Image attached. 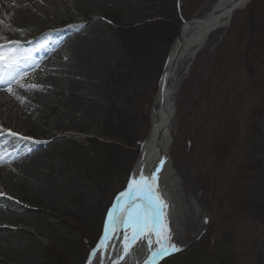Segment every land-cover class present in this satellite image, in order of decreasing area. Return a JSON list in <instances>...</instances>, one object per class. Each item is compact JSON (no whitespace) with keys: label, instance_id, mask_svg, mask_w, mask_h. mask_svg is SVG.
I'll use <instances>...</instances> for the list:
<instances>
[{"label":"rangeland","instance_id":"obj_1","mask_svg":"<svg viewBox=\"0 0 264 264\" xmlns=\"http://www.w3.org/2000/svg\"><path fill=\"white\" fill-rule=\"evenodd\" d=\"M64 1L65 4L54 1L57 19L61 22L41 35L50 33L59 37L78 24L65 20L68 14L76 12L73 0ZM161 1L109 0L99 9L91 8L84 13L79 23L90 24L99 32L107 49L106 58L88 79L92 86L85 85L87 97L69 98L74 108L71 127L64 134V142L53 145L48 151L50 169L37 179L32 189L17 183V193L23 198L22 207L29 213L25 221L32 226L34 234L21 240L22 250L10 251L1 245L0 264H41L49 243L75 236L55 218L57 213L73 211L72 200L77 199L98 221L102 204L108 203L115 194L113 205L126 189L150 133L151 113L161 77L158 82L154 78L149 83L135 77L129 83V67L123 62L125 54L109 20L120 12L146 13ZM219 1L176 0L181 26L207 15ZM248 4L234 13L223 33L210 37L193 61L180 67L169 147V159L186 207V217L182 218L183 226L178 231L180 251L205 236L211 240V253L217 255L226 241L232 251L228 260L231 264H264V200H257L258 207L250 199L247 201L249 182L255 179L251 168L258 170L259 167L264 180V0L254 2L255 21L252 14L253 26L249 28L254 35L250 38L247 37L249 31L244 32L251 15ZM47 8L53 12L49 4ZM249 45L246 58L244 53ZM62 46L60 42L54 48ZM52 66L65 68L59 61ZM111 77L113 85L108 84ZM28 79L23 78L21 83L26 85ZM50 101L55 104L57 100L51 96ZM113 105L138 125L135 145L139 152L134 164L129 156L128 173L100 185L87 171L83 157L72 150V144L84 143L89 137L87 134L96 129ZM32 128L35 132L39 130L38 120L33 122Z\"/></svg>","mask_w":264,"mask_h":264},{"label":"bare ground","instance_id":"obj_2","mask_svg":"<svg viewBox=\"0 0 264 264\" xmlns=\"http://www.w3.org/2000/svg\"><path fill=\"white\" fill-rule=\"evenodd\" d=\"M54 1L65 4L64 0H0V246L10 251L22 250L21 240L34 234L32 226L25 221L29 213L22 207L23 198L17 193V183L32 189L37 179L50 169L52 163L47 153L53 145L64 142V134L71 127L74 108L69 98L87 97L86 90L92 86L88 79L92 78L94 68L107 55L99 32L90 24L82 26L79 22L86 11L99 9L109 0H73L76 14H68L65 20L78 24L59 37L50 33L41 35L61 22L57 19ZM233 1L217 2L212 9L217 12L216 16L182 27L181 38L176 39L168 55L159 83L151 113L148 144L141 151L142 157L139 154L128 182L138 179L141 172L146 177L154 172V188L167 205L162 209L166 215L161 217V221L166 223L178 247L181 245L178 231L182 229L186 207L169 156L155 170L159 150L165 152L172 137L170 129L162 134L161 143L157 146L156 136L167 122L159 101L164 95L166 109L170 112L168 101L178 91L182 64L193 61L212 35L223 33L234 13L243 10L248 0H241V5L235 9H232ZM47 4L52 7V13L48 11ZM60 42L63 46L54 48ZM55 61L64 63L65 68L53 67ZM27 77L28 83L22 84L21 80ZM51 96L57 100L55 104L51 103ZM35 120L40 124L36 132L32 128ZM9 132L17 135H8ZM127 188L128 185L124 191ZM117 197L109 211L116 204ZM126 200L123 198L124 202ZM106 225L111 227L108 216L102 235L92 250L96 255L91 253L86 264H142L149 255L147 240L136 241L131 247L134 255L125 256L123 247L125 237H131L130 229L122 227L109 231L105 239ZM101 241H104V247H101ZM121 256L124 258L120 259Z\"/></svg>","mask_w":264,"mask_h":264},{"label":"trees","instance_id":"obj_3","mask_svg":"<svg viewBox=\"0 0 264 264\" xmlns=\"http://www.w3.org/2000/svg\"><path fill=\"white\" fill-rule=\"evenodd\" d=\"M175 2L176 0H162L161 4L146 13L134 10L120 12L109 20L116 30V36L125 54L123 62L129 67V83L135 77L146 83L154 78L159 81L182 23ZM254 2L255 0H251L247 6L251 15L244 32L246 34V31H249L248 38L254 35L250 32L253 26ZM249 49L250 45L244 53L246 58ZM113 83L114 78H109L108 84ZM132 121L133 119H127L113 105L96 129L87 134L89 137L84 143L72 144V150L83 157L88 167L87 171L100 185H107L116 176L128 173L131 168V164H127L129 156H132L130 160L132 164L137 159L139 149L135 145V134L138 125ZM257 168L258 170L251 168L255 179L249 182L247 197V201L250 199L256 206L257 200L258 202L264 200V180L261 179L259 167ZM114 196L115 194L108 203L102 204L103 210L98 221L94 220L93 213L89 214L87 208H84L77 199L72 200L73 211L57 213L55 218L75 236L71 235V238H61L49 243L41 264H85L102 231L106 213ZM205 239L203 236L160 264H231L228 260L232 256V251L228 242L224 241L222 249L220 248L215 255L211 253L213 248L211 240L207 238L204 244Z\"/></svg>","mask_w":264,"mask_h":264},{"label":"snow or ice","instance_id":"obj_4","mask_svg":"<svg viewBox=\"0 0 264 264\" xmlns=\"http://www.w3.org/2000/svg\"><path fill=\"white\" fill-rule=\"evenodd\" d=\"M8 135L16 136V133L9 132ZM26 139V138H22ZM155 175L145 176L142 172L138 179H133L128 184L126 191L121 192L117 197L116 204L108 213V219L111 227L106 225L105 239L109 231H116L122 227L130 229L131 237H125L123 253L125 256L134 255L131 247L136 241L147 240L149 255L142 264H155L158 257L170 255L173 252L180 251L176 242L172 240L168 232L166 223L161 221V217L166 214L162 209L167 205L158 197L154 188ZM127 198L126 202L123 198ZM153 244L156 245L153 248ZM104 241H101V247H104ZM93 256L96 252L93 251ZM121 256L120 259H123Z\"/></svg>","mask_w":264,"mask_h":264},{"label":"water","instance_id":"obj_5","mask_svg":"<svg viewBox=\"0 0 264 264\" xmlns=\"http://www.w3.org/2000/svg\"><path fill=\"white\" fill-rule=\"evenodd\" d=\"M220 1L224 2L225 0H220ZM249 1L250 0H248L247 3H249ZM241 3H242L241 0H235V1H233V6H232L233 8L232 9H235L237 6L241 5ZM247 3L244 5V8L247 5ZM216 15H217V12L216 11H211L210 13H208L207 15H205L203 17H200V18H197V19H193V20L184 22L183 25L181 26L180 30H179V34H178L177 40H179L181 38L180 31H181L182 27H184V26L190 27V26L194 25L197 22L207 21V20H209L210 18H213ZM213 29H215V28H213ZM163 74H164V70H163L162 75ZM168 102L170 104V112L167 111V109H166L165 96L162 95L161 96V99L159 101V108L162 110V112H164L165 116L167 117V122L164 125V127L161 129V132L159 133V135L156 136L157 137V139H156L157 146H159V144L161 143L162 134H164L165 132H167L168 130L171 129L173 117H174V114H175V101H174V97L171 96ZM171 141H172V137H170V140H169V142L167 144V147H166V151L165 152L159 150V154H158V156H159V158H158V164H157L155 170H158L159 169V165L163 164L168 159V156H169V147H170ZM147 144H148V138H147L146 142L144 143V145L142 146L141 151L144 150V149H146ZM141 151H140V153H141ZM142 155H143V153H141V157H142ZM153 174H154V172L151 173V175H153ZM175 253L176 252H173L170 255H165L163 257H160L158 260L155 261V264H159L162 260L166 259L167 257H169V256H171V255H173Z\"/></svg>","mask_w":264,"mask_h":264}]
</instances>
